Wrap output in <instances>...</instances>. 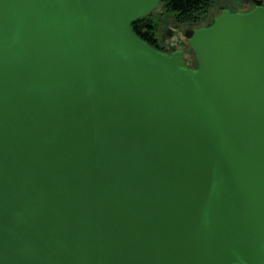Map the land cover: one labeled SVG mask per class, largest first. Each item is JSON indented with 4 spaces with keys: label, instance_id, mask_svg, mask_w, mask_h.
<instances>
[{
    "label": "water",
    "instance_id": "95a60500",
    "mask_svg": "<svg viewBox=\"0 0 264 264\" xmlns=\"http://www.w3.org/2000/svg\"><path fill=\"white\" fill-rule=\"evenodd\" d=\"M162 0H0V264H264V5L190 39Z\"/></svg>",
    "mask_w": 264,
    "mask_h": 264
},
{
    "label": "rangeland",
    "instance_id": "374dc122",
    "mask_svg": "<svg viewBox=\"0 0 264 264\" xmlns=\"http://www.w3.org/2000/svg\"><path fill=\"white\" fill-rule=\"evenodd\" d=\"M264 5V0H221L210 12V19L203 25L195 27L179 26L176 25L172 18L164 16V10L159 6L154 12L153 17L159 24L158 37L160 44L167 53H180L185 63L194 69L193 61L195 55L193 53L190 39L194 32L198 29L208 26L209 22H213L216 18L220 17L224 11L228 9L231 13L247 12L256 7L257 4ZM166 53V52H165Z\"/></svg>",
    "mask_w": 264,
    "mask_h": 264
},
{
    "label": "trees",
    "instance_id": "16d2710c",
    "mask_svg": "<svg viewBox=\"0 0 264 264\" xmlns=\"http://www.w3.org/2000/svg\"><path fill=\"white\" fill-rule=\"evenodd\" d=\"M218 0H162L160 6L164 10V15L172 18L173 22L179 26L195 27L208 21V15L213 5ZM262 5V4H257ZM256 5V6H257ZM212 22H209L210 25ZM159 22L153 17V13L140 19L133 24L134 33L147 42L152 48L162 51L159 39ZM197 66V61H193ZM188 67H190L187 64ZM191 68V67H190Z\"/></svg>",
    "mask_w": 264,
    "mask_h": 264
},
{
    "label": "flooded vegetation",
    "instance_id": "af4514ba",
    "mask_svg": "<svg viewBox=\"0 0 264 264\" xmlns=\"http://www.w3.org/2000/svg\"><path fill=\"white\" fill-rule=\"evenodd\" d=\"M221 0H218L214 5H213V7L211 8V10L220 2ZM228 9H233L232 7H229ZM227 9V10H228ZM211 10H210V12H211ZM210 12H209V15H208V20L210 19ZM235 13V12H234ZM162 16V18L164 17V16H167V15H161ZM204 24V23H203ZM203 24H201V25H203ZM200 26V25H199ZM159 30V29H158ZM157 35H158V33H157ZM158 39H159V37H158ZM160 40V39H159ZM159 44H160V41H159ZM160 47H161V49H162V51H164V52H166L167 53V51L165 50V49H163V46L160 44ZM197 68V66H194V69H196Z\"/></svg>",
    "mask_w": 264,
    "mask_h": 264
}]
</instances>
